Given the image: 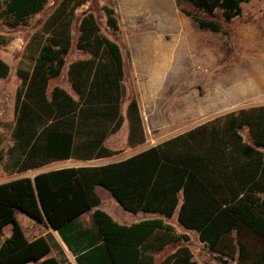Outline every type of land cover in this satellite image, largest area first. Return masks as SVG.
Listing matches in <instances>:
<instances>
[{"label": "trees", "instance_id": "obj_1", "mask_svg": "<svg viewBox=\"0 0 264 264\" xmlns=\"http://www.w3.org/2000/svg\"><path fill=\"white\" fill-rule=\"evenodd\" d=\"M88 0H59L28 39L17 66L11 144L0 153L3 169L19 173L50 162L110 157L118 151L107 139L126 119V146L145 142L138 97L131 87L128 102L121 46L102 31L92 11L77 18ZM202 11L199 17L175 0L181 13L201 30L222 32L212 19L217 10L225 22L242 14L249 0H181ZM48 0H0V21L8 28L26 25ZM110 32L119 31L115 8L101 7ZM84 55L67 64L70 90L54 84L73 44ZM6 38L0 34V45ZM0 57V79L9 74ZM246 129L249 139L242 135ZM107 190L130 213L175 216L221 264H264V104L239 107L213 116L184 131L119 160L98 165H70L32 177L0 182V264H60L49 255L43 236L28 238L16 220L23 213L57 230L72 251H84L79 264H200L184 237L160 217L120 224L99 209L97 188ZM92 211L95 235L74 231L77 217ZM48 221V223H47ZM86 240V248L80 243ZM73 246V248H72ZM75 246V247H74Z\"/></svg>", "mask_w": 264, "mask_h": 264}, {"label": "rangeland", "instance_id": "obj_2", "mask_svg": "<svg viewBox=\"0 0 264 264\" xmlns=\"http://www.w3.org/2000/svg\"><path fill=\"white\" fill-rule=\"evenodd\" d=\"M59 0H48L45 8L29 19L26 25L14 29L0 21V34L6 42L0 45V57L9 65V74L0 79V153L11 144L10 130L14 119L15 93L20 80L16 70L23 56L30 36L39 29L44 18ZM175 0H88L75 10L78 17L83 12L92 11L99 19L102 31L121 46L125 61V77L131 89L132 75L138 74L137 91L140 97L145 142L135 147L126 146V127L112 134L106 144L116 149L115 155L94 160L67 159L50 162L40 168L19 173H9L3 169L0 160V182L16 177H32L36 173L66 165H98L122 159L128 155L156 144L172 135L220 113L264 103V93L257 94L249 82L251 72L264 76V0H249L241 3L243 12L225 22L217 10L212 19L222 25V32L212 33L201 30L189 17L181 13ZM179 1V0H178ZM181 6L199 17H209L189 3L181 1ZM104 4L112 5L117 13L120 29L112 33L105 25L101 9ZM261 30V33L258 31ZM73 44L66 57L61 75L51 81L70 90L66 80L69 61L84 54L76 49L77 22L72 25ZM215 103H227L217 114L209 113L205 118H192L189 112L211 109ZM206 111V110H204ZM188 115V116H187ZM242 135L249 139L246 129ZM112 198L102 188L99 194L105 199ZM122 209L127 217H147L146 212L136 215ZM148 214V215H147ZM154 214V213H153ZM23 223L25 235L31 237L44 229L30 221L23 213H18ZM164 218L161 215H158ZM25 222V223H24ZM178 233L183 234L179 244L187 245L193 258L200 264H221L216 254L210 252L198 239L197 232L181 227L175 216L168 220ZM37 227V230L35 229ZM10 225L3 227L2 238L9 234ZM30 235V236H29ZM168 248L164 254L171 251ZM156 258L158 264L162 256ZM229 264L234 261L228 260Z\"/></svg>", "mask_w": 264, "mask_h": 264}, {"label": "crops", "instance_id": "obj_3", "mask_svg": "<svg viewBox=\"0 0 264 264\" xmlns=\"http://www.w3.org/2000/svg\"><path fill=\"white\" fill-rule=\"evenodd\" d=\"M175 2V1H174ZM242 12H243V8H242ZM239 17V16H237ZM261 33V30H258ZM264 33V30H263ZM264 57V55H263ZM70 62V61H69ZM132 85L131 86L133 88V90L135 91V94L138 97V101H139V109H140V97L137 91V86L139 85V78H138V74L135 72L134 76L132 75ZM249 82L252 84V88L256 90L255 93L257 94H263L264 93V76L260 75V74H255L254 71L251 72V79L249 80ZM124 84L127 86V82H126V77L124 74ZM127 89V93L125 95V99L123 102V109L126 108L127 102H128V95H129V91H128V87ZM262 103H259L257 105H260ZM264 104V103H263ZM227 103H215L212 105L211 109H204V110H198V108L194 107V112L191 113L189 112V116H191L192 118H200L199 120H202V118H205V116H207L209 113L213 114L212 112H215L214 114H217L221 111H216L217 109H221L222 107L226 106ZM187 115V116H188ZM210 115V114H209ZM207 119L202 120L201 122L205 121ZM200 123V122H199ZM198 124V123H197ZM125 125H127V121L126 119L124 120L122 126L120 129H122V127H124ZM126 127V133H127V126ZM81 165H85V164H81ZM66 166H70V165H66ZM60 167H64V166H60ZM60 167H55V168H60ZM54 168V169H55ZM100 190L102 191L101 187L97 188V192L99 195V204L97 205V207L99 209L104 210L106 213H108L114 220H116L118 223L120 224H125V225H130L132 223H135L137 221L143 220V219H148V218H154V217H159L158 215L160 214H156V213H149L150 215H148L147 217H142V216H137V217H127L123 215V211L122 209L118 210L117 209V202L115 201V199L112 197L111 199L107 197V193H104L105 199L99 194ZM92 211L88 210L82 214H80L77 219L75 220V222H73V229H72V233L74 231L77 232H83L86 237L88 238L89 236L95 235V227L93 225V221H92ZM18 213L17 212L15 214L16 220L18 221V223L22 226L23 228V223L20 222V219L18 218ZM129 213V212H128ZM140 212H137L136 214H138ZM134 214V215H136ZM25 215V214H24ZM27 216V215H26ZM28 217V216H27ZM161 218V217H160ZM28 219H30V221H34L35 223H37L35 220H33L32 218L28 217ZM164 221H168L169 219L166 218H162ZM25 223V222H24ZM40 223H38L39 225ZM41 225V224H40ZM44 227V226H43ZM35 229L37 230V227H35ZM9 233H10V229H9ZM9 235V234H8ZM7 235V236H8ZM43 235L48 239L49 245H50V252L49 255L56 257L59 261L60 264H79V262L77 261L76 257L78 256V258L80 257V260L83 262V255L85 253H83L84 251H72L71 249H69V247L66 245V243L64 242L62 236L60 235V233L55 230L54 228H50V227H44V229L40 230L39 233H37L36 235H33L31 237H27L28 238H33L34 236H40ZM5 236V237H7ZM30 236V235H29ZM4 237V238H5ZM1 236L0 242L4 239ZM86 240H83L80 243V248H86L88 247L87 244H85ZM75 247V246H74ZM73 248V246H72Z\"/></svg>", "mask_w": 264, "mask_h": 264}, {"label": "water", "instance_id": "obj_4", "mask_svg": "<svg viewBox=\"0 0 264 264\" xmlns=\"http://www.w3.org/2000/svg\"><path fill=\"white\" fill-rule=\"evenodd\" d=\"M47 223H48V221H47ZM48 226H49L50 228H52V229H53V227H51V226L49 225V223H48Z\"/></svg>", "mask_w": 264, "mask_h": 264}]
</instances>
